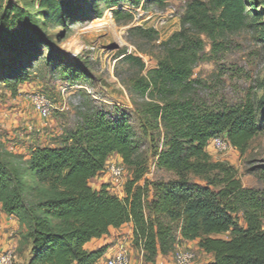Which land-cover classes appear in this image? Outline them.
Returning a JSON list of instances; mask_svg holds the SVG:
<instances>
[{
    "label": "trees",
    "instance_id": "obj_1",
    "mask_svg": "<svg viewBox=\"0 0 264 264\" xmlns=\"http://www.w3.org/2000/svg\"><path fill=\"white\" fill-rule=\"evenodd\" d=\"M103 1L116 8V22L133 19L120 7L122 0ZM151 1L163 5L168 0ZM39 8L35 17L12 9L11 17L1 21L0 80L15 81L14 91L30 81L36 52L47 44L40 25L65 24L82 12L67 0H39ZM252 13L246 0H193L181 30L164 43L157 68L135 81L134 90L149 99L141 111L144 131H162L157 167L176 176L154 183L151 201L148 189L138 185L148 167L125 115L91 107L59 146L34 148L27 159L0 149V211L25 227L27 264H106L108 247L90 250L88 245L127 224L150 264L182 241H198L214 257L208 264H264V188H244L232 166L210 162L215 139L222 137L243 153L264 132V96L209 105L196 98L193 80L205 58L200 35L216 45L219 36L241 30L252 19L264 44V16L257 9ZM132 30L148 37L156 33ZM124 59L145 68L141 58ZM113 155L133 171L123 200L106 186L90 184ZM226 234L229 238L220 237Z\"/></svg>",
    "mask_w": 264,
    "mask_h": 264
},
{
    "label": "rangeland",
    "instance_id": "obj_2",
    "mask_svg": "<svg viewBox=\"0 0 264 264\" xmlns=\"http://www.w3.org/2000/svg\"><path fill=\"white\" fill-rule=\"evenodd\" d=\"M67 1L79 5L82 12L71 16L65 24L40 25L48 40L36 52L39 60L30 70V81L14 91L15 81L0 80V149L27 159L34 148L59 146L91 107L114 116L125 115L141 144V158L148 167L138 185L148 189V201H151L152 185L174 180L176 176L157 167L156 154L163 145L162 131H144L141 111L149 99L137 93L133 85L157 68V61L164 56V43L181 30L182 17L193 0H168L163 5L151 0H122L120 7L133 15L132 20L122 22L114 20L112 10L116 8H110L103 0ZM199 1L209 4V0ZM246 2L251 16H254L253 9L264 16V0ZM12 9L15 14L25 12L35 17L40 11L39 0H0V26ZM137 28L156 33L148 37L132 30ZM200 36L205 45V58L194 69L197 99L214 105L236 104L248 96L257 99L264 96L260 88L264 81V44L260 28L252 19L241 30L219 36L216 45L205 34ZM130 55L142 59L144 70L124 59ZM38 94L46 96L52 104L48 118L41 117L35 110L33 97ZM210 162L232 166L244 188L263 189L264 132L254 138L243 153L231 147L225 151L212 148ZM111 165L122 169V177L112 175ZM189 176L194 181L201 180L200 176ZM132 179V169L125 166L118 155H113L104 172L90 184L94 189L106 186L110 193L123 200ZM14 223L0 221V252L8 251L7 243L11 241L16 264H27L29 243L25 232L15 231ZM220 237L227 239L229 235ZM122 244L128 248L130 264H150L135 241L132 224L112 230L108 237L95 241L90 247H108L106 261ZM3 245H6L5 250ZM181 250L194 255L192 264H208L214 260L213 255L199 248L198 241H182L171 254L160 256L155 264H176Z\"/></svg>",
    "mask_w": 264,
    "mask_h": 264
},
{
    "label": "built area",
    "instance_id": "obj_3",
    "mask_svg": "<svg viewBox=\"0 0 264 264\" xmlns=\"http://www.w3.org/2000/svg\"><path fill=\"white\" fill-rule=\"evenodd\" d=\"M33 104L35 110L43 118H48L51 113L52 104L49 102L46 96L38 94L33 97ZM213 147L217 151H225L229 148V145L225 139L219 137L214 140ZM110 171L116 178L122 177V169L117 165H111ZM194 255L188 251L181 250L176 256V264H192ZM0 264H16V256L14 251L8 250L0 254ZM106 264H130V258L128 254V248L126 245H119L114 249L107 259Z\"/></svg>",
    "mask_w": 264,
    "mask_h": 264
},
{
    "label": "crops",
    "instance_id": "obj_4",
    "mask_svg": "<svg viewBox=\"0 0 264 264\" xmlns=\"http://www.w3.org/2000/svg\"><path fill=\"white\" fill-rule=\"evenodd\" d=\"M14 220V221H13ZM0 221H2V222H6V221H12V222H15L14 223V225H15V231H22V232H26V229H25V227H23V226H21L20 225V223H19V221L16 219V218H14V217H9V216H7L6 214H4L3 212H1L0 211ZM4 228H6V227H4ZM1 233V232H0ZM4 235H6V232H4ZM3 235V236H4ZM9 237H6V239H8ZM95 242V241H94ZM94 242H92V243H94ZM91 243V244H92ZM7 248H9L8 250H11V249H13V243L10 241L9 243H7ZM6 245H3L2 246V249L3 250H5L6 248ZM88 249H90V250H93V248H91L90 247V244L88 245ZM100 264H103V261L100 263Z\"/></svg>",
    "mask_w": 264,
    "mask_h": 264
}]
</instances>
